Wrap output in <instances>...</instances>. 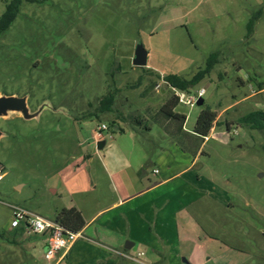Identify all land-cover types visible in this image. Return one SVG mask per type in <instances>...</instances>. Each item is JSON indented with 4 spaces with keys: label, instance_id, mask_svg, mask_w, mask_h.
I'll use <instances>...</instances> for the list:
<instances>
[{
    "label": "rangeland",
    "instance_id": "obj_1",
    "mask_svg": "<svg viewBox=\"0 0 264 264\" xmlns=\"http://www.w3.org/2000/svg\"><path fill=\"white\" fill-rule=\"evenodd\" d=\"M12 1L0 0V18ZM20 5L0 33V95L28 97L30 112L40 113L0 118V164L6 171L0 181V264H27L39 237L23 222L11 225V206L53 220L69 204V191L74 200L85 199L73 190L90 185L94 172L101 178L94 195L109 197L104 164L119 149L133 165L142 158L157 163L166 152H187L189 145L173 137L161 114L176 94L164 77L191 79L215 52L210 74L191 93L180 91L187 96L204 88V105L179 102L175 111L186 117L189 133L205 107L217 112L199 172L218 179L237 201L244 232L239 242L256 264H264V131L239 122L264 111V0H22ZM138 45L148 52L145 67L133 64ZM109 94L115 102L102 111L101 100ZM102 124L108 127L101 139L106 145L98 150ZM114 161L125 165L122 157ZM92 252L79 264H107Z\"/></svg>",
    "mask_w": 264,
    "mask_h": 264
},
{
    "label": "crops",
    "instance_id": "obj_2",
    "mask_svg": "<svg viewBox=\"0 0 264 264\" xmlns=\"http://www.w3.org/2000/svg\"><path fill=\"white\" fill-rule=\"evenodd\" d=\"M165 120L173 137L189 145L187 152L175 151L174 156L166 152L157 163L142 158L133 165L119 149L113 158L122 157L125 165L113 158L104 164L110 179L106 200L94 195L100 188L99 172L91 174L90 185L78 184L73 190L85 199L78 202L69 191L64 207L77 208L87 225L58 264L65 260L79 264L89 249L107 264H256L252 252L239 242L244 232L243 219L235 213L237 201L218 179L199 172L205 166L199 161L210 135L202 139L194 130L189 133L184 125ZM37 236L27 264L47 263L48 238ZM142 252V263L119 254Z\"/></svg>",
    "mask_w": 264,
    "mask_h": 264
},
{
    "label": "trees",
    "instance_id": "obj_3",
    "mask_svg": "<svg viewBox=\"0 0 264 264\" xmlns=\"http://www.w3.org/2000/svg\"><path fill=\"white\" fill-rule=\"evenodd\" d=\"M22 0H13L7 4L6 11L0 18V33L6 30L10 24L16 18L18 9ZM255 17L250 19L248 22V35H251L254 31ZM218 53H212L207 60L206 68L200 70L191 79H185L178 74H170L164 77V81L172 87L174 90L183 91L191 93V88L195 86L197 82L203 79L206 75L210 74V71L214 68L217 62ZM115 102V97L113 94H109L101 100V110L109 111L111 110ZM179 99L176 94L173 95L163 106L161 107L162 114L171 120L179 122V125L183 127L186 117L175 111V107L178 105ZM218 114L216 111L212 110L210 106H207L199 114L194 134L198 137L205 139L210 135L215 125H217ZM239 122L247 125L251 129L264 131V111L257 110L251 112L239 119ZM141 123V122H139ZM231 123L227 122V127L231 128ZM123 131V130H122ZM55 220L63 225L67 230L73 232H80L86 224L82 213L75 207L72 208H62L56 215Z\"/></svg>",
    "mask_w": 264,
    "mask_h": 264
},
{
    "label": "built area",
    "instance_id": "obj_4",
    "mask_svg": "<svg viewBox=\"0 0 264 264\" xmlns=\"http://www.w3.org/2000/svg\"><path fill=\"white\" fill-rule=\"evenodd\" d=\"M176 95L179 99V102L185 103L190 106H194L197 104L200 98H203L207 93L204 88L198 90L195 94H189L185 96L182 92L175 90ZM108 130V127L105 124H102L98 128V133L96 136L99 138V141L102 139V133ZM5 168L0 164V181L3 179L5 175ZM156 172H158L156 170ZM13 211V219L11 225L13 227H19L23 222L26 226L25 228L34 234L37 235H46L47 236V244L45 251V261L46 264H58V262L63 259L66 252L70 249V247L79 239L82 238L80 232H73L67 230L63 225L58 223L56 220L48 219L42 217L39 214L34 212L25 210L20 207L11 206ZM122 256H125L132 261L142 263L141 256L144 253H139L137 256H130L123 253H119Z\"/></svg>",
    "mask_w": 264,
    "mask_h": 264
},
{
    "label": "water",
    "instance_id": "obj_5",
    "mask_svg": "<svg viewBox=\"0 0 264 264\" xmlns=\"http://www.w3.org/2000/svg\"><path fill=\"white\" fill-rule=\"evenodd\" d=\"M135 58L133 59V64L137 67L147 66L148 52L145 50L143 45H138L135 51ZM28 97H16V96H3L0 95V118L8 117L10 113H18L22 115L25 119H31L39 116L40 111L30 112L27 103ZM205 103L203 98H200L197 102L198 106H203ZM3 133L0 131V137ZM106 141L101 140L97 144L98 150L104 148Z\"/></svg>",
    "mask_w": 264,
    "mask_h": 264
}]
</instances>
